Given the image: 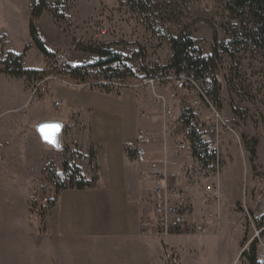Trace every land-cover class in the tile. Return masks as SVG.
I'll list each match as a JSON object with an SVG mask.
<instances>
[{
  "label": "rangeland",
  "instance_id": "rangeland-1",
  "mask_svg": "<svg viewBox=\"0 0 264 264\" xmlns=\"http://www.w3.org/2000/svg\"><path fill=\"white\" fill-rule=\"evenodd\" d=\"M147 1L153 12L145 21L120 0H47L48 8L36 26L54 54L49 59L38 51L29 34L31 0H0V75L4 77H0V231L11 230L15 239L22 240L23 235L26 239V263L18 255L23 243L16 240L20 246L15 245L9 264H47L57 259L55 247L47 254L43 251L40 230L45 225L40 219L52 205L47 200L54 199L55 183L65 180L63 162L78 167L87 180L95 178L96 184L104 179L108 161L115 166L124 164L129 147L123 144L133 142L141 127L158 131L157 125L140 116L152 109L153 88H135L134 78L143 67L155 73L167 70L173 57L168 38L183 32L190 34L203 57H211L215 50L218 54L217 76L222 89L216 104L229 128L222 133L223 167L209 181L219 200L207 203L202 173H188L185 190L193 228L169 235H144L141 221L154 217V202L152 184L141 175L151 199L148 196L139 217L140 235L150 241L151 253H139V264H170L167 253L176 257V264H249L242 254L256 240L258 259L264 262V228L255 222L264 217V53L238 43V36L251 31L252 26L227 11L228 0ZM88 47L128 58L134 73L128 83L133 87L113 86L112 92L120 95L105 94L99 88L105 77L98 69H90L85 82L65 75L68 69L98 61L97 56L81 51ZM10 54H24L23 69L42 73V77L14 79L5 75L2 63ZM55 85L83 92L74 95V102L84 111L71 114L63 126L59 148L44 144L36 130L47 116L65 110L64 102L52 97ZM134 95L143 104L139 115ZM252 142L257 144L253 162L246 149V143ZM161 148L156 142L149 150ZM140 166L142 171L148 168ZM200 224H208V230L198 231ZM8 253L0 251V264ZM78 255L80 264L88 263L83 246ZM135 262L129 256L124 264Z\"/></svg>",
  "mask_w": 264,
  "mask_h": 264
},
{
  "label": "built area",
  "instance_id": "built-area-1",
  "mask_svg": "<svg viewBox=\"0 0 264 264\" xmlns=\"http://www.w3.org/2000/svg\"><path fill=\"white\" fill-rule=\"evenodd\" d=\"M134 79L137 80L135 88L146 89L148 85L153 88L152 109L141 112L140 116L159 128V132L151 129L153 133L146 128L139 129L135 143L129 149L132 158L140 165H148L141 175L153 187L154 217L141 221L144 235H169L193 228L185 190L190 181L188 173H202L201 185L206 202L217 204L218 193L209 181L216 178L223 167L222 133L229 129L220 117L217 104L208 96L212 80L209 77L206 81L197 80L174 72L163 76L141 73ZM111 83L121 87L114 80L106 79L102 85ZM122 87L132 88L133 85L126 83ZM56 106L59 107L60 102ZM185 117L193 120L187 121ZM193 131L196 140H193ZM156 142L161 143L162 148L152 152L149 148ZM196 143L201 145L202 152L196 149ZM197 230L207 231L208 224L198 225ZM166 258L170 264L177 263L176 257L170 253Z\"/></svg>",
  "mask_w": 264,
  "mask_h": 264
},
{
  "label": "crops",
  "instance_id": "crops-1",
  "mask_svg": "<svg viewBox=\"0 0 264 264\" xmlns=\"http://www.w3.org/2000/svg\"><path fill=\"white\" fill-rule=\"evenodd\" d=\"M0 77L4 78L1 75ZM52 93L54 100L64 102L65 110L60 115L47 116L44 123L60 122L65 127L72 113L84 111L76 107L74 102V95L77 97L76 94L83 92L55 85ZM133 99L134 109L139 115L143 104L135 95ZM85 112L90 114L89 110ZM140 120L144 126L152 128L147 122ZM135 140L123 144L129 147L125 152L127 158L124 164L115 166L109 164V161L108 165L106 163L105 180L99 179L88 190L63 191L56 203L40 219L41 224L45 225L40 230V240L45 241L43 251L47 254L51 247H55L58 253L57 259L48 260L47 264H80L78 251L81 246L89 258L87 264H96V261L99 264H124L129 256L135 258V263L139 264V253L144 256L151 253L150 241L140 235L139 226V217L145 210L148 196L151 199V193H148L149 186L141 181L142 166L133 163L129 152ZM109 154L111 150L105 153L106 159ZM14 237L11 230L0 231V251L6 249L9 252L5 262L1 264H9L11 256L15 255V245L20 246L16 240L23 243L19 247L18 255L26 263L25 235L22 240ZM155 252L159 254L158 247H155ZM97 256L100 259L94 260ZM90 258H93V263H90ZM144 259L146 260L145 257Z\"/></svg>",
  "mask_w": 264,
  "mask_h": 264
},
{
  "label": "trees",
  "instance_id": "trees-1",
  "mask_svg": "<svg viewBox=\"0 0 264 264\" xmlns=\"http://www.w3.org/2000/svg\"><path fill=\"white\" fill-rule=\"evenodd\" d=\"M122 4L128 8L132 13L140 15L149 20L152 15V5L147 0H120ZM32 12L29 22V34L34 46L46 58L52 59L54 54L49 51L44 41L42 40L36 23L44 12L47 10V0H31ZM227 11L240 20V22L252 26L251 31L243 36H238V43L246 45V48H252L264 53V0H228L226 7ZM151 25L152 23H147ZM168 42L173 51L171 64L165 71L154 72L148 71L143 67L142 73L155 76H163L169 72H174L176 75L187 74L193 76L197 80L206 81L209 77L212 80V87L208 91V96L212 98L215 103H218L219 93L222 89L218 81L217 71V52L213 53L211 57H203L200 50L196 48V42L191 38L189 33H181L179 35H172L168 38ZM82 52L98 57V61L92 65L76 67L68 69L65 75L69 76L72 80L85 82L89 75V70L98 69L104 75L106 80H114L120 86L111 83L109 85H100V91L105 94H113L112 87L117 89H124V84L128 83L134 77L132 69L128 66L129 59L120 54L114 53L110 50L103 48H81ZM24 54L13 55L10 54L6 57L3 64L2 72L14 79H21L24 77H35L42 75L37 71H29L23 69L22 58ZM42 77V76H41ZM120 95V93H114ZM218 105V104H217ZM187 121H192L193 118L185 117ZM193 140H196V134L193 131ZM198 151L202 152L200 144L196 143ZM257 144L256 142L246 143V149L250 154V161L253 162L257 157ZM65 180L63 182L55 183V196L53 201L47 200L48 204H55L60 194L65 190H78L84 191L91 189L95 186L96 179L92 181L87 180L82 171L75 165H69L67 162L62 163ZM45 215V214H44ZM43 215V217H44ZM260 229L264 228V217L256 220ZM246 244V240L243 246ZM249 264H264L258 259V241L256 240L249 249L242 254Z\"/></svg>",
  "mask_w": 264,
  "mask_h": 264
},
{
  "label": "water",
  "instance_id": "water-1",
  "mask_svg": "<svg viewBox=\"0 0 264 264\" xmlns=\"http://www.w3.org/2000/svg\"><path fill=\"white\" fill-rule=\"evenodd\" d=\"M63 125L60 122H46L38 125L36 130L41 141L54 148L60 147Z\"/></svg>",
  "mask_w": 264,
  "mask_h": 264
}]
</instances>
